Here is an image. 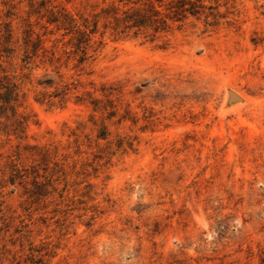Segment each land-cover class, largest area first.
<instances>
[{
    "label": "rangeland",
    "instance_id": "obj_1",
    "mask_svg": "<svg viewBox=\"0 0 264 264\" xmlns=\"http://www.w3.org/2000/svg\"><path fill=\"white\" fill-rule=\"evenodd\" d=\"M196 3L0 0V264H264V0Z\"/></svg>",
    "mask_w": 264,
    "mask_h": 264
},
{
    "label": "trees",
    "instance_id": "obj_2",
    "mask_svg": "<svg viewBox=\"0 0 264 264\" xmlns=\"http://www.w3.org/2000/svg\"><path fill=\"white\" fill-rule=\"evenodd\" d=\"M121 1V0H120ZM158 4H161L163 0H155ZM127 7L118 8L114 6V34L117 36L127 35L129 32H132L134 35L139 33L146 34L149 30L153 33V37L162 31H166L169 28V21L176 22L180 21L185 17L186 14H197L198 10L202 7L196 2L190 0H176L175 2L169 1L165 3L164 11L158 9L152 0H126ZM189 4V7L185 5ZM161 6V5H159ZM73 19H70L72 23ZM51 22H58V19H54ZM74 25V24H73ZM84 29H77V36L75 38L74 47L75 52L79 54V62H83L88 57V50L91 47V34L94 32L91 30L87 24H84ZM26 45L31 43L32 51L35 53L37 51L41 41L40 39L32 40L29 32L27 31V37L25 40ZM14 84L10 83L8 78L4 77L3 80H0V91L3 90V93H14ZM0 98L3 100L4 104L0 106L9 107L12 109L10 102L12 99L7 101L2 98L0 93ZM15 117V113L11 114ZM15 123L18 125V128H22V121L18 118H14Z\"/></svg>",
    "mask_w": 264,
    "mask_h": 264
}]
</instances>
